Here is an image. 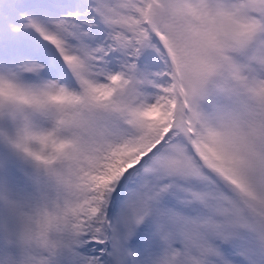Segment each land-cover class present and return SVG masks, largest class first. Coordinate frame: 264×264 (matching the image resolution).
<instances>
[{"label":"snow or ice","instance_id":"snow-or-ice-1","mask_svg":"<svg viewBox=\"0 0 264 264\" xmlns=\"http://www.w3.org/2000/svg\"><path fill=\"white\" fill-rule=\"evenodd\" d=\"M0 264H264V0H0Z\"/></svg>","mask_w":264,"mask_h":264}]
</instances>
